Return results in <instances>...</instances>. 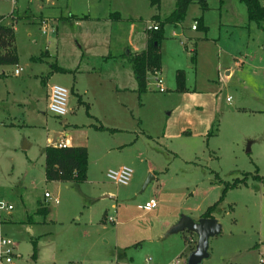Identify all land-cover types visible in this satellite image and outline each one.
Wrapping results in <instances>:
<instances>
[{
    "label": "rangeland",
    "instance_id": "obj_1",
    "mask_svg": "<svg viewBox=\"0 0 264 264\" xmlns=\"http://www.w3.org/2000/svg\"><path fill=\"white\" fill-rule=\"evenodd\" d=\"M174 3L0 0L2 24L18 17V66H0V201L13 207L0 232L17 244L12 264H185L189 234L167 233L215 203L221 233L203 263L264 264V186L254 179L264 177V29L239 0H209L203 14L190 5L179 26H163L165 92L149 74L139 95L124 55L143 49L151 18ZM111 14L119 20L105 21ZM201 17L206 33L191 30ZM53 84L69 90L62 118L47 110ZM55 134L87 148L84 183L46 180ZM121 167L132 171L126 186L106 177Z\"/></svg>",
    "mask_w": 264,
    "mask_h": 264
},
{
    "label": "trees",
    "instance_id": "obj_2",
    "mask_svg": "<svg viewBox=\"0 0 264 264\" xmlns=\"http://www.w3.org/2000/svg\"><path fill=\"white\" fill-rule=\"evenodd\" d=\"M150 7L155 10L160 9L161 0H148ZM209 0H175L173 10L165 17L156 14L151 19L158 23L159 29L157 31H146L147 41L143 50L134 53L127 52L124 56L132 66L134 79L137 85L136 92L141 95L147 91V78L149 74L159 73L161 69V43L164 39L163 26L181 24L186 16L188 8L192 4L199 7L201 13H205L210 8L208 6ZM222 2V0H219ZM246 7L247 18L249 22L256 23L259 27L264 29L261 24L264 22V7L259 0H239ZM119 20L118 14H111L110 19ZM3 17H0L2 20ZM196 26L197 31L207 32V27L202 24V17L199 19ZM33 59V58H32ZM18 55L15 45V33L12 25H5L0 22V66H17ZM54 70L64 72V70L54 68ZM184 73L177 71L175 75V90L178 92L186 91L184 87ZM44 173L47 181L71 182L76 184L84 183L87 179L88 167V152L85 147L71 146L58 148L56 146H47L44 149ZM258 182L264 186V177L259 175L254 176ZM238 182H234L230 187H225L223 195L228 188L235 187ZM244 183V182H243ZM217 206V203L207 208L201 215V218H213L212 214ZM38 214H43L44 209L38 208ZM29 218L26 223H30ZM192 234L183 236L184 244H187L191 252L195 249L191 242ZM186 264V263H185Z\"/></svg>",
    "mask_w": 264,
    "mask_h": 264
},
{
    "label": "built area",
    "instance_id": "obj_3",
    "mask_svg": "<svg viewBox=\"0 0 264 264\" xmlns=\"http://www.w3.org/2000/svg\"><path fill=\"white\" fill-rule=\"evenodd\" d=\"M147 31H157L159 29V25L155 22H151L146 26ZM192 30L196 29V26L191 27ZM20 70L15 71V75H18ZM153 76V84L152 86L158 92H165V88L163 86V80L159 76V73H154ZM68 98H69V91L63 86L53 84L48 88V102H47V110L52 115L62 118L68 113ZM229 100V99H228ZM58 148H64L67 145L62 142H58L56 145ZM132 171L127 167H121L116 171H109L106 174V177L112 181L115 185L126 186L131 178ZM45 198H50L48 193L44 194ZM57 204L58 201L55 200ZM157 201L156 200H149L144 204V208L146 210H153L157 208ZM13 210L11 205H8L2 201H0V225L3 220V215L5 213H10ZM16 249V244L8 237L4 236L0 232V264H12L14 253ZM264 263V257L262 260Z\"/></svg>",
    "mask_w": 264,
    "mask_h": 264
},
{
    "label": "water",
    "instance_id": "obj_4",
    "mask_svg": "<svg viewBox=\"0 0 264 264\" xmlns=\"http://www.w3.org/2000/svg\"><path fill=\"white\" fill-rule=\"evenodd\" d=\"M56 136L50 146L55 144ZM184 232L196 237L195 249L189 254L186 264H203V261L209 258V240L220 235L221 225L214 218H199L195 221L182 215L170 228L167 235Z\"/></svg>",
    "mask_w": 264,
    "mask_h": 264
},
{
    "label": "crops",
    "instance_id": "obj_5",
    "mask_svg": "<svg viewBox=\"0 0 264 264\" xmlns=\"http://www.w3.org/2000/svg\"><path fill=\"white\" fill-rule=\"evenodd\" d=\"M223 1V0H222ZM0 17H3V19L2 20H4V19H6V20H8L5 16H0ZM12 16L10 15V18H11ZM15 18V17H14ZM13 18V22H11L10 24H7V25H12L13 26V29H14V33L16 32V29H15V25L14 24H17V21H16V19H18V17L17 18H15L14 19ZM40 19H44V20H47V19H45V18H43V17H41V18H39V20ZM83 19H86V18H83ZM1 20V21H2ZM74 20H77V18H74ZM109 20H111L110 19V17L109 18H107V19H105V21H109ZM156 23V22H155ZM158 24V23H157ZM42 28H44L45 30H47L46 29V27H45V25L44 26H42V25H40ZM173 27H176V26H179V24L178 25H172ZM192 30V29H191ZM192 31H194V30H192ZM195 31H197V30H195ZM42 33H44V31L42 32ZM145 34V37H144V47H143V49L145 48V46H146V41H147V33L145 32L144 33ZM15 45H16V38H15ZM161 48V47H160ZM143 49H141V50H143ZM140 49L138 50L137 48L136 49H134V50H128L127 52H130V53H134V52H137V51H141ZM161 50V49H160ZM165 54H168V51H165ZM161 56H162V50H161ZM40 62V61H39ZM36 63V62H35ZM18 66V65H17ZM54 68V67H53ZM52 68V70L54 71V69ZM55 68H57V69H61V68H58V67H55ZM161 69H162V67H161ZM161 69H160V72H161ZM61 70H63V69H61ZM21 71V70H20ZM20 71H19V73H18V75H15V72H14V75L15 76H19L20 75ZM55 71H57V70H55ZM64 72H66L65 70H64ZM159 72V73H160ZM135 80V79H134ZM74 82V81H73ZM147 83H148V78H147ZM48 86V85H47ZM149 86V85H148ZM49 88V87H48ZM69 91V90H68ZM71 92L72 93H74V90H73V87H72V89H71ZM46 99H47V102H48V90H47V94H46ZM228 100V99H227ZM56 136V134L54 135V137ZM59 136H60V134L59 135H57L56 136V141H55V144H56V142H57V140H58V138H59ZM53 140V139H52ZM52 140L50 139V140H47V146H50L51 145V143H52ZM59 142V141H58ZM60 142H62V143H65L68 147H71V146H76V145H72V143L71 142H69V141H65V140H60ZM46 146V147H47ZM54 146V145H53ZM82 147H85V146H82ZM86 148V147H85ZM45 149V148H44ZM87 149V148H86ZM43 156H44V151H43ZM44 168H45V163H44ZM53 182H59V181H53ZM69 183V182H68ZM71 183V182H70ZM50 195V194H49ZM45 198V197H44ZM105 198H108V199H115L114 197H111V196H105ZM46 199H51V196H50V198H46ZM55 200H57V199H53V201L55 202ZM58 201V200H57ZM56 204V203H55ZM58 204V203H57ZM156 209V208H155ZM9 215H10V213H8ZM201 218V217H200ZM26 223V222H25ZM2 224V223H1ZM26 224H28V223H26ZM1 226V225H0ZM29 230V229H28ZM195 236V235H194ZM196 238V237H195ZM196 241V240H195ZM16 244V243H15ZM16 247H17V244H16ZM190 252H191V250H190ZM209 257H210V252H209ZM204 264V263H203Z\"/></svg>",
    "mask_w": 264,
    "mask_h": 264
}]
</instances>
